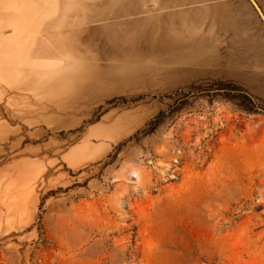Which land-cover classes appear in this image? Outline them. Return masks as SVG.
Masks as SVG:
<instances>
[{
    "label": "rangeland",
    "instance_id": "1",
    "mask_svg": "<svg viewBox=\"0 0 264 264\" xmlns=\"http://www.w3.org/2000/svg\"><path fill=\"white\" fill-rule=\"evenodd\" d=\"M0 264H264L249 0H0Z\"/></svg>",
    "mask_w": 264,
    "mask_h": 264
},
{
    "label": "water",
    "instance_id": "2",
    "mask_svg": "<svg viewBox=\"0 0 264 264\" xmlns=\"http://www.w3.org/2000/svg\"><path fill=\"white\" fill-rule=\"evenodd\" d=\"M249 1L251 2L253 7L255 8L256 12L258 13L259 17L261 18V21L264 24V14H263L261 8L259 7V5L257 4V2L255 0H249Z\"/></svg>",
    "mask_w": 264,
    "mask_h": 264
}]
</instances>
